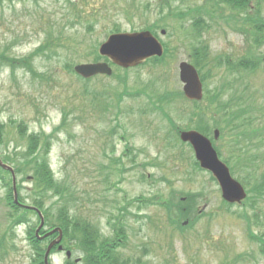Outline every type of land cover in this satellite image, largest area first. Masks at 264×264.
<instances>
[{
  "label": "rangeland",
  "instance_id": "rangeland-1",
  "mask_svg": "<svg viewBox=\"0 0 264 264\" xmlns=\"http://www.w3.org/2000/svg\"><path fill=\"white\" fill-rule=\"evenodd\" d=\"M69 1L77 0L0 1V55L2 51H6L7 55L17 59L31 57L42 44L46 46V30L49 26L59 23L62 19H68L73 13ZM200 1L177 0L172 4V10H184L187 5ZM79 2L80 5L86 6V15L93 11L102 13L100 19L94 23V28H90L89 22H81L75 24L74 29H68L80 38L85 37L87 42L78 53L79 57H68L65 49L59 50L62 56H56L52 60H48L45 54L41 55L43 53L36 54L32 56L35 75L22 67L16 68L12 74L11 67L0 59V122L6 124L5 145L0 152L10 156L13 153L15 155V151L25 152L27 137L31 132L42 136L52 133L68 112L67 125L52 134L54 138L50 161L59 178L62 177L60 173H63L76 179L80 188L78 192L85 195L88 205L84 214L99 224L105 233H111L107 224L108 216L111 213L118 214L119 209L127 204V200L142 196L150 198L158 193L168 194L172 192V186L181 192L205 190L199 202L201 205L207 202L208 214L185 234L170 225L162 208L133 202L132 211L139 213L140 206V214H146L149 218L128 220L129 241L127 247L122 249L124 257L134 261L141 258L143 264H264V250L260 243L250 238L245 220L231 211L221 210L223 199L218 183L212 181L206 171H201L195 178L189 176L187 170L191 169L193 152L187 146H173L176 141L173 140L174 134H171L168 120L159 114L145 115L141 112L146 103L145 97L124 98L121 104L123 113L119 117L112 116L115 120L118 118L120 127H116L115 120H108L109 113L103 115L98 109L96 113L91 114L86 100L81 101L80 94L86 86L96 91L108 89L110 97H115V93L124 90L125 82L120 77L98 76L86 83L72 70L77 62H92V59L97 58L96 54H89L93 51L91 43L99 46L115 24H118L122 31L143 30L148 23L157 21L170 9L166 5L161 7L164 2L161 0ZM225 13L230 14L229 10ZM168 24L169 26L165 27V35L161 33L162 27L157 28L160 39L172 44H169L170 50L166 55L167 66L156 68L145 65L129 72V79L126 73L118 70V74L126 81L128 79L129 91L147 86L173 92L182 90L179 63L182 60H190V48L179 45L174 49L175 43L172 40L178 39L180 31H175L174 34L172 28H178L174 18H170ZM225 24L223 19H219L206 35L212 51L211 61L216 55L225 53L237 57L244 53L248 46L245 34ZM206 73L207 77L212 74L209 68ZM258 73L240 75L246 84L244 93L251 90L259 92L261 96L264 91V69ZM219 81L220 74L213 75L210 88L217 86ZM258 102L263 103L264 97L259 98ZM178 105L177 100L170 106V110L180 113L177 111ZM113 111L116 112L115 109ZM191 123L192 119L182 117L179 125L187 126ZM21 124L22 127L19 128ZM20 131L26 134L21 136ZM114 131L118 133L112 136ZM121 133L127 134L126 140L121 138ZM128 143L135 147L136 161H132L133 158L129 155L123 156ZM106 149L110 155L123 157V165L120 168L124 166L127 170L115 172L112 176V181L119 183L120 191L106 192L104 189L99 168L110 163L104 155ZM246 150L256 154L251 146ZM261 151H264V148ZM183 154L186 160H182ZM227 155L225 153V156ZM230 159L232 160L231 157ZM263 171L264 163L259 166V174ZM235 172V176L240 180L241 177L244 179L247 176L245 171ZM174 173L178 175L174 176ZM143 176L149 181H142ZM246 180L249 181L248 178ZM22 187L23 195L31 196L28 189L31 187L30 182H23ZM8 196V190L0 181V237L6 234L4 240L15 239L10 240L15 246L14 249L7 241L8 246L6 245L4 251L7 256L5 259L1 257L0 264H30L33 251L26 238V227H14L11 223L14 219L11 215L15 213L9 205ZM254 204L256 209L252 207ZM241 210L249 212L252 216L255 212L259 213L263 223L252 227V230L256 234L264 235V196L258 199V203L251 200L245 206L235 205L232 208V211L237 213ZM107 211L108 214H103ZM77 215L81 216L79 210ZM33 221L37 222V218L34 217ZM54 255L51 264H64V253Z\"/></svg>",
  "mask_w": 264,
  "mask_h": 264
},
{
  "label": "trees",
  "instance_id": "trees-1",
  "mask_svg": "<svg viewBox=\"0 0 264 264\" xmlns=\"http://www.w3.org/2000/svg\"><path fill=\"white\" fill-rule=\"evenodd\" d=\"M0 1L13 2L14 0ZM163 1L164 5H170V2H175L176 0ZM250 2L251 0H201L200 3H196L184 10H170L166 15L161 16L160 20L162 21H160V24L162 26H169L166 20L171 17L177 20L179 28L175 27L174 29L171 27L174 30V34L175 31H180L178 39H175V43L181 41L180 43L184 46L191 48V56L194 58L195 64L200 70H203L208 67L210 56H212L210 55V46L206 40V33L213 28L212 23L209 22V18L213 22L217 21L219 17L228 23L232 22L234 24L233 28L246 34L248 39L252 35V39L258 38L261 41L264 38V20L261 17H258L256 20L253 8L249 5ZM69 4L73 11L71 16L68 19H62L59 23H52L49 26L46 30V46L42 44L35 53H32V56L43 53L41 55L45 54L48 60H52L56 56H62L59 54L60 49H65L66 55L70 58L80 56L78 53L86 45L85 37L80 38L78 34L71 33L68 29H74L75 24L81 22H89L90 28H94V23L100 19V14L102 13L100 11H93L89 15H86L84 11L86 6L80 5L79 0L69 1ZM221 4L229 5L234 10L237 9L238 13L229 14L228 17L224 16L223 13L226 9ZM239 12L245 15L240 17ZM148 28L153 30L155 27L148 23ZM256 30H259V32H256ZM119 31L120 27L118 24H115L110 29V32ZM176 45L178 46V44ZM91 48L95 51L96 46L91 44ZM94 51L91 54H96ZM5 52L2 51L0 59L12 68L13 73L16 68L22 67L34 75L36 74L32 65V56L17 59L9 57ZM166 54L160 58H151L150 65L156 68L166 67ZM225 54L227 56L224 54L216 55L212 59L211 64L213 65L212 70H216V73L219 69L224 68L227 75L229 74V77L227 76L228 80H223L214 90L208 89L207 96L201 102H187L181 91L173 92L155 89L152 86H147L136 91H129L127 86L128 73L134 71L129 69L124 70L128 76L127 81L122 75L118 73L114 74L113 77H120L125 82L124 90L115 93V97H110L108 89L96 91V89L86 86L83 88L80 98L81 101L86 100L91 114L96 113L99 109L103 115L109 113L108 120H115L112 118L113 115L119 117L123 113L121 104L125 97H145L146 103L141 108V112L145 115L159 114L168 120L171 134L175 136H173V140L176 141L173 145L174 147L180 146L175 134H179V122L182 117H189L193 120V123L187 125V127L205 132L210 131L211 119L215 126L219 127L222 131L221 140L219 143H216L220 156L225 157V160L227 159L228 161H233L234 158L232 163L233 169L235 171L242 170L246 172L247 176L244 178V182L249 187V192L251 193L248 202L252 200L254 203H258V199L264 196V173L259 174L257 169L258 166L264 163V151L262 153L258 152V150L264 148V108L260 107L251 97H244L242 94H239L238 77H232L238 76L241 71L251 70L253 72L255 70L251 59V46L247 50L248 56L242 58V60L234 58L232 54ZM90 81L92 80H84L86 83ZM227 92L230 93L229 98H227ZM177 100L179 101L177 111H180V113L170 110V106ZM114 109L116 110L115 113ZM68 121L67 112L61 124L55 127L52 133L42 136L31 132L27 137V149L23 153L15 151V155L13 153L12 156L0 153L6 162L14 165L18 176H22L21 182H30L31 187L27 188L30 190L31 196L27 198H31V201L36 206L44 210L49 225L62 227L65 245L72 249L74 253L82 256L81 264H131L130 262L132 261L125 259L122 253V249L127 247L129 241L128 220L131 218H149L146 214H140V206L139 213H134L132 211L134 205H131L133 202L144 204L145 206L155 205L162 208L166 212L170 225L183 234L188 229L194 228L197 222L208 214V212L200 213L199 211V199L205 194V190L181 192L172 186L173 190L168 194L158 193L150 198L142 196L133 198V200H127V204L119 209L118 214L111 213L108 216L107 224L110 227L111 233H105L99 224L95 223L89 215L84 214L88 205L85 202V195L78 192L80 188L76 179L63 173H60L62 177L59 178L50 161L54 138L52 134L59 132L67 125ZM115 121L117 122L116 127H120L118 118ZM21 127L22 124L19 125V128ZM5 130L6 124L0 122V150L5 145ZM20 133L21 136L26 134L23 131H20ZM117 133V131H114L111 135L115 136ZM121 138L126 140L127 134L121 133ZM242 145L251 146L257 153L247 158H242L239 155L236 156ZM134 150V145L126 144L123 156L129 155L133 158L132 161H136ZM225 152L228 154V157L225 156ZM104 155L110 161L107 165H102V168H99V173L103 176L102 183L104 184V189L106 192L112 190L120 191L119 183L112 181V176L115 172L119 173L127 170L124 166L120 168L123 165V157L122 155H110L107 149ZM181 158L182 160H186L184 154ZM235 158H237L236 161ZM190 163L191 169L189 168L187 173L190 177L195 178L201 174V169L197 162L191 160ZM0 171V181L3 182L5 187L9 188V191H12L10 172L1 167ZM177 175L178 173H174V176ZM142 181H149V179L143 176ZM22 186H19L21 192L23 190ZM21 197L23 200L27 199L23 194ZM252 207L256 209L255 204ZM18 210L20 209L16 207L15 213L19 215L14 222L27 220L28 214L20 213ZM78 210L81 212L80 217L77 215ZM103 214H108V211ZM240 216L247 220L249 225L252 222L259 224L260 220L256 214L255 216H250L248 212H244ZM186 220L189 221V224L183 225V222ZM249 235L252 240L260 243L262 250H264V235L255 234L251 230ZM139 262L142 263L141 260Z\"/></svg>",
  "mask_w": 264,
  "mask_h": 264
},
{
  "label": "water",
  "instance_id": "water-1",
  "mask_svg": "<svg viewBox=\"0 0 264 264\" xmlns=\"http://www.w3.org/2000/svg\"><path fill=\"white\" fill-rule=\"evenodd\" d=\"M100 52L110 57L119 66L131 67L140 64L150 56L162 55L163 47L150 31H141L111 35L102 44ZM75 69L80 75L86 78L100 73H112V68L106 62L80 64ZM180 69L181 80L185 83L184 91L186 96L190 99H201L203 96V85L197 69L188 62H182ZM218 133L217 130L216 136H218ZM181 138L184 141H189L193 145L196 157L200 161L201 166L212 171L217 177L223 191V197L227 201L240 202L246 197L244 187L231 176L228 166L219 159L209 138L195 130L183 131ZM0 164L6 169L12 170L9 165L3 163L1 158ZM56 231L60 232V236L51 242L46 253V264H48L50 250L62 238V230L60 228L50 231L48 235ZM68 255H70V252H68Z\"/></svg>",
  "mask_w": 264,
  "mask_h": 264
},
{
  "label": "flooded vegetation",
  "instance_id": "flooded-vegetation-1",
  "mask_svg": "<svg viewBox=\"0 0 264 264\" xmlns=\"http://www.w3.org/2000/svg\"><path fill=\"white\" fill-rule=\"evenodd\" d=\"M42 233V232H41ZM42 234H44V233H42Z\"/></svg>",
  "mask_w": 264,
  "mask_h": 264
}]
</instances>
